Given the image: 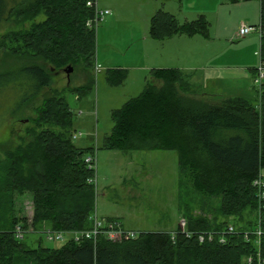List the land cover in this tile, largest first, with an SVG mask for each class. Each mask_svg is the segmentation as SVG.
<instances>
[{
  "label": "trees",
  "instance_id": "1",
  "mask_svg": "<svg viewBox=\"0 0 264 264\" xmlns=\"http://www.w3.org/2000/svg\"><path fill=\"white\" fill-rule=\"evenodd\" d=\"M96 1L0 0V49L7 63L5 69L0 67V93L9 91L11 116L42 98L16 145L0 159V264H248L257 247L253 236L246 241L243 234L231 235L226 244H200L183 235L173 243L168 232L115 242L102 236L96 244L71 238L57 249L45 247L42 240L34 247L15 237L19 224L27 231L25 238L92 228L97 191L89 181L96 172L85 158L94 149L80 148L73 140L74 119L66 90L45 92L54 82L49 65L55 73L68 66L86 74L95 69L97 16L95 6L88 3ZM260 3L259 26L264 32V0ZM40 15L44 20L36 22ZM14 19L26 25L1 33ZM207 29L203 20L181 26L173 15L160 11L152 18L150 33L154 39H165L182 31L204 34ZM260 57L264 59V35ZM125 73L108 71L107 81L122 84ZM94 83L91 75L86 85L67 89L84 95ZM259 95L258 106L231 97L208 103L185 73L153 70L143 92L114 112L115 124L104 149L175 151L181 194L183 190L187 196L220 199L213 217L185 214L189 231H218L229 224L239 232L253 231L260 217L264 231V213L259 214L253 186L264 172V84ZM25 196L32 202L30 224L17 210V202ZM260 248L264 258V234ZM252 264H257L256 259Z\"/></svg>",
  "mask_w": 264,
  "mask_h": 264
},
{
  "label": "rangeland",
  "instance_id": "2",
  "mask_svg": "<svg viewBox=\"0 0 264 264\" xmlns=\"http://www.w3.org/2000/svg\"><path fill=\"white\" fill-rule=\"evenodd\" d=\"M97 7L100 12L109 11L110 15L104 17L97 28L96 68L88 74L81 69L73 71L68 77L65 72L55 73L49 65L54 82L45 92L66 90L74 133H81L75 144L94 149L90 155L95 160L96 215L100 219H119L127 229L140 234L174 231L187 213L213 217L220 199L187 196L183 190L181 194L175 151L120 152L106 150L104 145L115 124L114 112L143 92L147 81L152 79L153 70H180L190 77L200 97L208 103L231 97L258 106L262 88L256 83V72L261 64L260 35L254 32L242 38L239 31L243 25L259 26L260 0L237 3L229 0H97ZM160 11L173 15L181 26L203 20L208 29L204 34L182 31L169 38L154 39L150 33L151 22ZM44 18L40 15L35 21L41 22ZM25 25L14 19L1 33L20 30ZM5 61V53L0 49L3 69L7 66ZM113 70L126 72L122 84L112 85L107 81V72ZM88 75H93L95 81L90 91L80 95L67 89L86 85ZM1 92L0 159L4 158L6 150L16 145L18 136L23 134L29 119L35 117L34 110L42 101L39 98L11 116L9 91ZM17 210L31 221V198H21ZM71 238L66 234L65 241L50 242L44 234H32L25 242L35 247L37 241L42 240L45 247L57 249Z\"/></svg>",
  "mask_w": 264,
  "mask_h": 264
},
{
  "label": "built area",
  "instance_id": "3",
  "mask_svg": "<svg viewBox=\"0 0 264 264\" xmlns=\"http://www.w3.org/2000/svg\"><path fill=\"white\" fill-rule=\"evenodd\" d=\"M89 7L95 6V14L97 16L96 18V27L99 26L102 19L108 15H110L109 11L100 12L97 7V1L96 2H89ZM90 23H88L89 25ZM257 32L260 35V38L263 37L264 32L262 31L261 27H251V26H245L243 25L242 28L239 31V36L242 38H245L246 36L250 35L251 33ZM257 77H256V83L261 84L260 86L264 84V59H261L260 67L257 69ZM81 135V133L77 134L74 133L73 140H77L78 136ZM85 162L87 163L89 169H95V160L94 157L91 155L86 156ZM93 181L90 180L89 182ZM253 186L255 187L257 191V199L259 202V214L260 216L264 213V172L261 171L259 176L253 181ZM92 221V228L80 232H76L72 235V238L78 242L81 243L83 241H93L94 244L97 243V240L100 237H105L106 239L110 241H122L124 239L127 240H133L138 238L141 234L129 230L124 227L123 223L119 220H107V219H100L96 213L91 216ZM262 219L259 218V225L254 229L253 231H238L235 226L232 224H229L225 226L223 229H220L218 231H203V232H191L188 228V221L185 218H182L180 220V223L178 225V228L174 231L170 232L171 240L173 243L176 242L178 235H183L188 239H195L200 244L204 243H213L218 242L219 244H226L228 237L234 234H243L246 241H250L251 237H254L255 245L257 247V253L256 256H250L247 258V263L252 264L255 259L257 264H264V258L262 257L261 253V238L264 234L263 227L261 225ZM26 230L24 229L22 224H19L15 228V237L18 240H24L26 235ZM67 233L65 232H58V231H48L45 235L48 241L50 242H57V241H65V236Z\"/></svg>",
  "mask_w": 264,
  "mask_h": 264
},
{
  "label": "water",
  "instance_id": "4",
  "mask_svg": "<svg viewBox=\"0 0 264 264\" xmlns=\"http://www.w3.org/2000/svg\"><path fill=\"white\" fill-rule=\"evenodd\" d=\"M74 69L72 66H68L67 68H65L64 72L65 74L69 77L72 73H73Z\"/></svg>",
  "mask_w": 264,
  "mask_h": 264
},
{
  "label": "crops",
  "instance_id": "5",
  "mask_svg": "<svg viewBox=\"0 0 264 264\" xmlns=\"http://www.w3.org/2000/svg\"><path fill=\"white\" fill-rule=\"evenodd\" d=\"M217 96V95H216Z\"/></svg>",
  "mask_w": 264,
  "mask_h": 264
}]
</instances>
